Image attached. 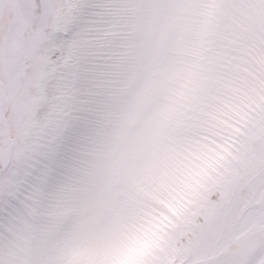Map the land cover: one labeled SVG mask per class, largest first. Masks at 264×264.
Listing matches in <instances>:
<instances>
[{"label": "snow or ice", "instance_id": "6c2138e0", "mask_svg": "<svg viewBox=\"0 0 264 264\" xmlns=\"http://www.w3.org/2000/svg\"><path fill=\"white\" fill-rule=\"evenodd\" d=\"M0 264H264V0H0Z\"/></svg>", "mask_w": 264, "mask_h": 264}]
</instances>
